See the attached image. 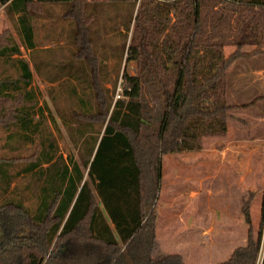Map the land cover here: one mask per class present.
I'll use <instances>...</instances> for the list:
<instances>
[{"label": "trees", "instance_id": "1", "mask_svg": "<svg viewBox=\"0 0 264 264\" xmlns=\"http://www.w3.org/2000/svg\"><path fill=\"white\" fill-rule=\"evenodd\" d=\"M107 1L127 3L131 18L136 9L115 99L100 78L91 38L94 16L80 19L84 1L0 0V8L18 15V33L30 51L37 48L31 6L70 3L75 57L91 70L89 98H78L82 110L65 121L79 126L85 146L79 162L58 154L51 128L56 119L46 103L39 106L20 46L12 37L0 46V60L18 73L0 79V100L21 102L0 124L10 132L9 142L35 143L41 135L33 158H0V264H187L180 254L153 255L162 158L199 151L205 137L227 133L238 108L227 99L228 69L241 58L264 54L257 33L264 0H140L138 7L137 0ZM227 46L235 47L228 57ZM245 46L255 48L247 53ZM244 213L250 226L248 207ZM263 220L264 201L257 235L250 227L246 244L218 264H259Z\"/></svg>", "mask_w": 264, "mask_h": 264}, {"label": "rangeland", "instance_id": "2", "mask_svg": "<svg viewBox=\"0 0 264 264\" xmlns=\"http://www.w3.org/2000/svg\"><path fill=\"white\" fill-rule=\"evenodd\" d=\"M82 1L87 6L80 19L86 21V15L94 16L91 38L99 59L100 78L115 99L121 91L120 80L126 66L124 46L130 40L136 9L131 18L132 9L127 3ZM31 9L36 50H28L21 42L18 15L9 14L5 6L0 8V46L9 37L20 46L22 57L29 61L33 73L32 86L39 106L46 103L56 119L55 127L51 128L58 143V154L73 155L81 162L85 146L79 130H75L79 126L77 122L65 121L72 119L69 115L75 110H82L78 98H89L90 91L85 87L90 82L91 70L83 59L75 57L77 25L68 14L71 4L35 2ZM75 11L72 12L81 15ZM261 11L262 15L260 12L257 15L260 27L257 33L264 41V9ZM254 48L245 46L243 51L249 53ZM234 51V46L225 47V56ZM129 67L131 74L136 73L135 64ZM70 73L77 78H70ZM3 77L15 79L18 73L13 65L0 60V79ZM227 77L228 102L238 106L228 121L227 133L221 137H205L199 151L162 158L161 188L154 205L155 258L175 253L187 264H218L246 244L250 227L254 236L257 235L264 201V54L233 62ZM20 104L18 100H0V119L5 120ZM8 133L0 124V158L30 159L39 152L41 135L35 136V143H17L9 142ZM19 182L16 180L13 186ZM245 207H248L250 226ZM2 224L0 220V229ZM262 236L259 264L264 257V220Z\"/></svg>", "mask_w": 264, "mask_h": 264}, {"label": "built area", "instance_id": "3", "mask_svg": "<svg viewBox=\"0 0 264 264\" xmlns=\"http://www.w3.org/2000/svg\"><path fill=\"white\" fill-rule=\"evenodd\" d=\"M139 2H140V0H137V7H138V5H139ZM117 97H119V95H117Z\"/></svg>", "mask_w": 264, "mask_h": 264}, {"label": "crops", "instance_id": "4", "mask_svg": "<svg viewBox=\"0 0 264 264\" xmlns=\"http://www.w3.org/2000/svg\"><path fill=\"white\" fill-rule=\"evenodd\" d=\"M9 134V133H8Z\"/></svg>", "mask_w": 264, "mask_h": 264}]
</instances>
